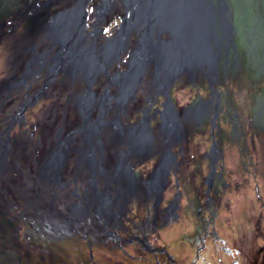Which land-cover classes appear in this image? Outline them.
I'll return each mask as SVG.
<instances>
[{
  "label": "flooded vegetation",
  "instance_id": "flooded-vegetation-1",
  "mask_svg": "<svg viewBox=\"0 0 264 264\" xmlns=\"http://www.w3.org/2000/svg\"><path fill=\"white\" fill-rule=\"evenodd\" d=\"M205 1V51L191 56L181 55L175 19L155 17L145 0H34L1 22L0 162L12 130L11 172L25 164L39 176L28 189L16 182V195L48 219L45 234L77 240L87 264H177L162 236L177 219L164 196L172 178L161 185L157 172L175 159L170 142L183 120H211L217 135L240 57L228 0ZM46 100L48 125L58 123L48 149L50 133L36 134L34 118ZM17 120L35 133L31 151Z\"/></svg>",
  "mask_w": 264,
  "mask_h": 264
},
{
  "label": "rangeland",
  "instance_id": "rangeland-1",
  "mask_svg": "<svg viewBox=\"0 0 264 264\" xmlns=\"http://www.w3.org/2000/svg\"><path fill=\"white\" fill-rule=\"evenodd\" d=\"M33 2L0 0V33L1 22L9 24L7 20L28 10ZM228 2L240 57L233 62L238 70L234 81L226 86L218 133L214 137L211 120L206 118L183 120V130L170 142L175 159L169 161L167 169L157 172L161 185L163 178H172L164 196L167 205H173L170 217L177 219L162 236L177 264H264V0ZM35 18L40 20V14ZM47 105H51L49 100L39 105L34 117L35 133L39 134V129L41 134L50 133L46 149L53 145L58 125L57 118L48 125ZM20 126L19 142L31 151L35 133L27 131L20 120L12 125L13 130ZM11 133V139L3 133L8 156L0 162V264H87L77 251V240L45 234V229L50 231L48 219L28 210L16 195V182L28 189L30 178L39 176L25 164L11 172L9 155L13 156L16 140ZM252 134L258 137V145L251 146ZM35 247L40 251L34 252ZM100 263L155 264L153 260L125 262L117 257Z\"/></svg>",
  "mask_w": 264,
  "mask_h": 264
},
{
  "label": "water",
  "instance_id": "water-1",
  "mask_svg": "<svg viewBox=\"0 0 264 264\" xmlns=\"http://www.w3.org/2000/svg\"><path fill=\"white\" fill-rule=\"evenodd\" d=\"M188 2L189 0H145L144 2L146 8H148L149 12L155 15V17L168 16L169 18L175 19L178 23L181 34L179 39L181 40L180 51L181 55L183 54L184 56L185 54H188L189 56H191V54L196 55L205 51L204 45L200 44V38H202L204 36L203 33L206 32L208 23L206 18L209 17V11L205 0H196L197 14L192 13V11L195 13V3L193 9L190 12H187L192 6V4ZM188 14H191L192 17L187 18ZM200 19L202 27L198 29L193 24V21H198ZM189 25L190 27H188Z\"/></svg>",
  "mask_w": 264,
  "mask_h": 264
},
{
  "label": "bare ground",
  "instance_id": "bare-ground-1",
  "mask_svg": "<svg viewBox=\"0 0 264 264\" xmlns=\"http://www.w3.org/2000/svg\"><path fill=\"white\" fill-rule=\"evenodd\" d=\"M193 1V2H192ZM188 3H191L192 4V6H191V9H189L187 12H190L192 9H193V6H194V3H195V13L192 11V13L193 14H197L196 13V6H197V3H196V0L194 1V0H189V2ZM76 14V13H75ZM64 17H65V14L63 13L62 15H60L59 16V18H57V19H60L61 21L64 19ZM192 17V15L191 14H188L187 15V18H191ZM196 17H197V15H196ZM70 25V24H69ZM69 35V34H68ZM61 40H64L65 38L64 37H61L60 38ZM180 49V48H179Z\"/></svg>",
  "mask_w": 264,
  "mask_h": 264
},
{
  "label": "trees",
  "instance_id": "trees-1",
  "mask_svg": "<svg viewBox=\"0 0 264 264\" xmlns=\"http://www.w3.org/2000/svg\"><path fill=\"white\" fill-rule=\"evenodd\" d=\"M42 136V135H41ZM259 139H258V137H256V134L254 135V134H252L251 135V146H255V145H258V141Z\"/></svg>",
  "mask_w": 264,
  "mask_h": 264
}]
</instances>
